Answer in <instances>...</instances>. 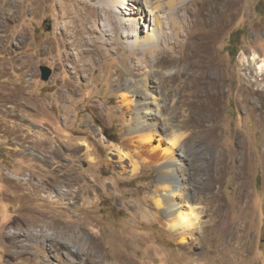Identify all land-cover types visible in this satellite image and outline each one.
Returning <instances> with one entry per match:
<instances>
[{
	"label": "rangeland",
	"instance_id": "1",
	"mask_svg": "<svg viewBox=\"0 0 264 264\" xmlns=\"http://www.w3.org/2000/svg\"><path fill=\"white\" fill-rule=\"evenodd\" d=\"M136 1L144 10H134L136 63L145 69L150 29L158 50L168 46L160 62L172 76L181 72L165 80L162 92L181 106L178 132L188 147L191 190L158 206L159 168L147 152L138 148L142 167L133 176L130 162L116 155L130 128L121 119L115 79L117 72L123 82L130 79V50L109 55L104 47L108 57L91 76L92 94L81 97L69 86L57 46L62 27L70 35L73 5L0 0L1 10L15 2L17 15L0 33V264H80L81 256L102 264L103 253L116 264H264V0H234L224 18L229 6L221 0H184L188 9L180 14L188 29L176 44L161 38L164 31L172 38L179 33L170 25L179 23L169 0ZM211 11L222 19L215 28ZM42 66L51 71L47 80ZM59 93L66 103L58 101ZM169 208L172 218L178 208L201 213L196 224L207 227L205 243L191 250L179 243L165 217ZM223 219L231 227L221 233ZM237 228L246 233L243 247L231 238ZM87 239L97 254H80Z\"/></svg>",
	"mask_w": 264,
	"mask_h": 264
},
{
	"label": "bare ground",
	"instance_id": "2",
	"mask_svg": "<svg viewBox=\"0 0 264 264\" xmlns=\"http://www.w3.org/2000/svg\"><path fill=\"white\" fill-rule=\"evenodd\" d=\"M67 1L73 5L76 15H74L72 21L73 25L68 27L70 35H68L66 27H62L61 32L59 31L57 46L60 51H63V63L60 66L61 69H64L65 72L70 74L71 82L68 81V83L69 86L73 88V93H79L81 97L92 94V91H90L92 88L90 83L91 76L108 57L107 54H104L106 49L111 53L109 55H118L119 53L124 55L126 50H130L129 60L127 59L125 63V69L130 79L128 78V80L126 79L125 82H123L121 72L116 73L117 78L115 79L121 107L123 108L121 119L123 124L130 128L128 136H126L122 142L123 149L119 148L116 155H118L121 163L126 161L130 162V166L132 167L131 175L133 176L142 167L139 160L142 159V152L138 150V148L147 152L148 157L146 158H148L149 163L154 164L159 168V178L157 180L158 182L156 184L155 192H159L160 194H158L156 202L158 206H161L162 204L165 205L164 200L169 196H172L173 198L179 197V194L182 192L186 193V191L191 190L189 186L190 184H187L191 175L189 168L186 165V162L189 161L188 147L183 141L182 134L180 135L178 132L182 127V125H179L180 122L177 121L180 115H182L181 106H179L178 103H173L174 101L171 102L170 96L168 94L167 96L162 92L164 90L165 80L168 78H177L181 72H176V74L172 76L168 69L169 65L166 66L160 62L158 59L159 54L163 53L162 50L168 46L165 45L164 48L158 50L159 46L156 45L158 41L154 38L156 34L151 32L150 29L145 31V41L151 44V46L147 45L143 49V52H145L146 55L145 58H143L145 63L144 72L141 70L139 64L136 63V53L139 50L137 47L140 46L137 42L131 41V39L138 36L139 29L138 16H136L134 10L137 12L143 11L144 13V10H142L137 3L136 5L133 3L136 0ZM175 1L176 0H169L168 5L170 6L171 13L177 17L176 23H179L178 26H176L173 21L172 24H170L173 30L176 31L177 29L179 31L177 36L173 38L172 36H169L168 32L164 31L165 22L160 21L157 16L155 23L158 26L157 28H159V25L161 24L160 27L163 29L162 31H164L161 32V38L165 41L168 40V42L176 44L178 35H181L180 33L182 31L188 29V24L186 25L184 23L187 20V16L180 14V12H186L188 7L185 5L184 0L179 4L175 3ZM221 1L229 6L226 11H223L220 14V16L224 18L225 13L227 14L230 12L231 9L229 8L233 6L234 0ZM146 3L150 4L148 0H146ZM124 4L128 6H124ZM15 8V2H8L4 10L0 9V33L6 31L3 29L7 27L6 23H8L9 20H16L17 15L14 10ZM159 8L158 5L155 6V9ZM154 13L157 15L156 11ZM214 14H216L215 11L210 12L211 17L209 21L211 25L214 24L215 28L222 19L220 17H214ZM86 34L88 36H86ZM3 37L4 36L0 34V42ZM20 43L21 42H19V44ZM141 46H144L142 42ZM104 47H106V49ZM122 59H124L123 56ZM30 62L31 59L29 58L27 59L26 64L29 66ZM154 63L160 64L161 66L153 69L150 67V64ZM259 68L263 71L264 64H261ZM138 72H143L145 74L140 73L141 76L138 77ZM77 79L79 82H76ZM72 91L67 93V98H70L68 97L69 95L72 96ZM153 92L158 93L160 96L157 99L155 98L152 100L151 96L153 95ZM40 94H42V92ZM213 95L215 96L217 93L213 92ZM56 96L58 97V95ZM65 100V95L59 93L58 101L66 103ZM68 103L71 105L72 102ZM68 106L69 105H64L66 111H68ZM128 113H131V117L126 118ZM85 123V120H83V124ZM40 135L42 137L46 136L43 128H41ZM136 136L142 147L136 144ZM156 136H159L160 138L156 139ZM169 183L172 184V187L167 190V185ZM176 206L177 204H174V207ZM208 211L209 209H207V212ZM171 215L169 208V210L166 211L165 217L168 218L169 228L177 229L176 234L179 243L184 244L189 250H191L193 246L196 247L205 243L207 227H202L199 223L196 224L197 221H202L201 213L196 212L194 208L187 213H181L178 208L177 216L172 218ZM208 215L210 216V214ZM221 225V233L228 232L231 227L226 219H223ZM182 227L184 229L180 230ZM241 231L243 230L237 228V230L231 232V238L233 241L237 240L240 243V240L245 239L246 233H240ZM53 234V232H47L46 236L50 237ZM243 245L244 244H241L240 247H243ZM85 250L80 254H88L90 252L94 254L98 253V249L89 241V239H87V247ZM241 255L243 254L241 253ZM237 258V262L241 260L240 257ZM89 259L86 256H81L80 264L94 263V260ZM102 264L116 263L113 262L106 253H103Z\"/></svg>",
	"mask_w": 264,
	"mask_h": 264
},
{
	"label": "water",
	"instance_id": "3",
	"mask_svg": "<svg viewBox=\"0 0 264 264\" xmlns=\"http://www.w3.org/2000/svg\"><path fill=\"white\" fill-rule=\"evenodd\" d=\"M41 72H42V79L43 80H47L51 74L50 69L46 66L41 67Z\"/></svg>",
	"mask_w": 264,
	"mask_h": 264
}]
</instances>
